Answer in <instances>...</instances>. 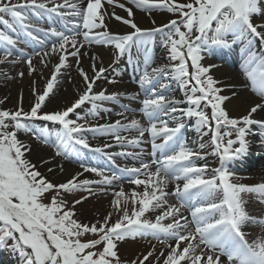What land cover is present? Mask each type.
I'll list each match as a JSON object with an SVG mask.
<instances>
[{
	"label": "snow or ice",
	"instance_id": "1",
	"mask_svg": "<svg viewBox=\"0 0 264 264\" xmlns=\"http://www.w3.org/2000/svg\"><path fill=\"white\" fill-rule=\"evenodd\" d=\"M105 3L124 9L127 18L109 13L102 0H0V25L5 29L0 30V63L8 62L16 50L28 66V74L36 71L32 55L19 47L29 40H21L16 24L30 41L41 46L42 51L34 53L41 64L47 66L46 58L58 54L42 91L33 87L35 102L29 110H24L22 104L15 110L0 109V248L10 249L20 264H147L154 256L155 264H225L223 257L227 264H264V233L249 240L244 230L249 224L264 226V219L246 210L244 200V194H257L264 201V182L247 185L234 171V164L249 154L247 137L253 127L264 134V115L257 118L258 113L264 114V102L231 117L224 107L229 97L221 94L223 90L210 74L214 66L203 64L213 47L243 44L245 76L252 90L264 97V0H129L149 15L156 9L172 15L159 25L153 20L151 27L140 26L133 8L119 0ZM28 11L37 20L44 13L55 15L64 27L34 24ZM5 15L11 17V22ZM111 18L130 30L112 32L107 24ZM34 33L50 39L42 40ZM158 35L169 62L153 66L152 45ZM255 41L259 42V53L253 47ZM92 44L115 49L117 59L109 65L115 75H119L115 67L119 58L126 56L129 65L135 63L140 92L97 91L94 86L101 78L108 79L109 84L116 81L106 77L109 68L93 62L89 75L80 65L81 49ZM68 57L76 58L83 88L78 89L70 105L46 111V99L54 95L61 70L69 66ZM92 59L95 61V57ZM17 75L23 77L24 73ZM173 81L183 91V100L170 91ZM121 98L139 100L138 111L146 124L135 118L129 120L124 115L129 111L127 105H122L123 112L118 113L122 120L113 122L93 124L77 113V109L90 104L87 115L100 116L101 112L111 111L103 107L104 102L119 103ZM185 118L195 119L193 127L201 136L199 150L193 147L195 142L182 135ZM37 122L57 127L45 131L34 127ZM21 131L30 132L45 144L52 143L57 156L68 158L83 150L96 154V164H81V168L98 179L81 178L83 174L78 172L62 183L53 182L28 158L31 146L19 139ZM133 132L135 135L123 134ZM89 133L108 136L113 143L93 147ZM203 136L211 137L212 154L218 160V166L212 169L195 163L207 155L201 151L205 148ZM145 143H150V160L144 159ZM114 146L121 151H108ZM116 157H131L138 163L116 166L136 187L130 195L123 187L114 193L113 209L102 222L83 223L75 218V208L87 197L81 195L71 202L65 197L82 191L91 195L93 185L102 186L103 191V186H112L121 179L122 175L108 167L115 165ZM209 171L210 176L206 175ZM170 184L174 185L171 193ZM170 194L178 199V205H167ZM164 205L167 207L155 221L143 218L150 209ZM168 219L171 222L165 223ZM89 234L94 238L84 239ZM147 236L171 242L165 244L159 256L153 248L123 262L118 254L119 243Z\"/></svg>",
	"mask_w": 264,
	"mask_h": 264
},
{
	"label": "bare ground",
	"instance_id": "2",
	"mask_svg": "<svg viewBox=\"0 0 264 264\" xmlns=\"http://www.w3.org/2000/svg\"><path fill=\"white\" fill-rule=\"evenodd\" d=\"M18 2V1H17ZM120 3H124L126 7H132V4L130 3H125L122 0H119ZM16 3V2H14ZM102 3H104V7L107 9V11L109 13L115 12V14L120 15L121 17L127 18V12L124 9H121L118 6L115 5H108L107 3H105V0H102ZM158 11H153L151 15H149L147 12L140 10V9H135L133 8L134 11V16L136 21L138 22V24L142 27H151L153 26L152 21L155 20L156 24L159 25L161 23H166L168 19H172V15L157 9ZM257 22H259V18L257 17ZM108 24V29L111 30L112 32H126L129 29V27L127 25L122 24V22L115 20L114 18H111L107 21ZM254 47V44H253ZM154 50L156 52V56L154 57V64L155 66L158 65H163L168 63V54L165 50V48L163 46H159V45H155L154 46ZM218 51L217 48L214 49V53L216 55L210 56L209 57L212 58V60H208L207 58H204V64L205 65H213L214 67L211 68L210 74L216 79V81L218 82V86L223 90L222 91V95L229 97V99L225 102L224 107L226 109V111L229 113V115L231 117H238L240 115L245 114V112L250 109L251 106H253L256 103H261L260 99L258 97H256L253 92L247 87V83L245 81H243L240 73H239V69L235 68L234 66H230V64L228 63H224L222 60L218 59ZM0 53H2L1 49H0ZM84 53H87V55H84ZM236 54L240 55V57L244 58L245 54L244 52H241L237 49V51L235 52ZM28 55H32L34 53H27ZM2 55V54H1ZM92 57H95V61H93ZM48 59V63L47 66L43 65L40 63V58L37 57L35 58V60H33V66L35 67L36 71L32 74L29 75L28 74V66H26L25 68V73L24 76L19 79L18 77H15L11 82L8 83V88L4 89L2 91V93L0 92V95L3 97H6L8 102H14V97L12 96L11 93H9L10 91H12L13 89H17V91L19 90L21 92V95H23L22 99H20L21 102L16 103L15 102V108L19 107L21 104L23 106H25L27 104V98L30 97V99L32 100L31 95H29V97L27 96L26 93V89L23 87L24 83L27 80V77H31L34 78L36 77V75H39V79L36 80V83L33 84V87H36V90L38 89V80H40L41 78L43 79L44 77L46 79H48L50 77L53 65L55 63L58 62V54L53 55ZM80 65L89 73V75H91V65L93 62H95L97 64V66H103L105 68H109V65L113 64V61L116 59V51L112 46H106V45H90L87 46L85 45L82 49H81V56H80ZM35 62H37L35 64ZM16 63H22L21 59H16ZM237 64V63H236ZM42 66L40 68H38V66ZM68 65L64 67L61 70V73L58 76V80L57 83L59 85V89L60 92L55 93V87H54V93L55 95L50 94V98L46 99L45 102V109H49L50 106H53V109L55 108H62L65 105H70L75 98H77L78 94H76L75 92H78V89H82L83 88V81L82 78L79 76L78 71H77V65H76V60L74 61V58L72 57H68ZM123 67V65H122ZM24 72V70L22 71ZM106 75L108 77L113 76L114 78H116V83L113 85H102L101 79L97 81V84L95 86H98L101 89H111L112 92H125V93H135L134 90L135 88L130 84V82H128L130 79L127 78V74L125 73H120L118 76L114 74V72L109 68V71L106 73ZM47 82V80H46ZM46 84V83H45ZM45 86V85H44ZM43 86V87H44ZM94 86V87H95ZM33 87L32 92H33ZM0 88L2 89L1 85ZM126 90H121V89H125ZM172 88V86H171ZM43 89V88H42ZM42 91V90H41ZM30 94V93H29ZM135 95V94H133ZM34 96V94L32 95ZM56 96V97H55ZM55 97V98H54ZM184 97V95H182V98ZM135 103H137L135 105V103L130 104L131 106L135 107L137 110L140 108V103L138 102V100H134ZM17 104V105H16ZM89 104H85L84 106H82L81 108L77 109V113L81 116H89L87 115L88 112L85 111V108L88 107ZM111 111H114V106H112ZM109 115V113H108ZM127 116V114H124ZM260 115H264L261 113L257 114V118H259ZM110 118L109 116H107V112H101L100 116L97 117H91L89 116V119H91V122L93 121H98L97 123H106L104 122V119H108ZM136 119V117H133ZM119 120H122V117H119ZM107 122H113L116 120H106ZM42 125V127H40V125ZM95 124V123H93ZM34 127L37 129H52L55 128L54 126H49L47 124H42V123H36L34 124ZM31 134L29 133H25L23 131H21L18 136L20 137V140L24 141L25 143L29 144L31 146V153L28 154V158L35 163L36 166H38V163L41 160H45L47 159V164L49 166H53L55 164H60L61 163V167L59 171H52L50 174L51 177L54 178V176L56 178H54V181H56V183H62L64 181H66L67 179L71 178L72 176L76 175L78 172L82 173V177L81 178H89V179H98V177L95 176V174L93 173H85L83 172V169L81 168V166H74L66 161H63L62 158H60L59 156L56 155V148H54L55 150H51V149H46L44 147H42L39 144V141L35 138L32 137H27V135ZM250 134L248 135V138L250 137ZM128 135H131L130 133H128ZM103 136L105 135H100L98 134L97 137L103 138ZM190 136L192 137L190 142H195L193 144V147H196L198 149V145L201 141V137H199L198 134H194V133H190ZM106 139L100 143H96L98 144L97 146H102L105 143H109L108 141L112 142V140L110 139V137L105 136ZM202 142L205 144V148L203 150H201L202 152H209V147L207 144V138L203 137L202 138ZM264 146V145H263ZM54 147V145H53ZM142 147L145 149L144 152V159L145 160H150L151 156L150 154L147 152V144H143ZM120 149V148H119ZM127 150L130 151H139V149H132L129 148ZM199 150V149H198ZM108 151L110 152H119V150L115 149V148H111L108 149ZM37 156V160H34L32 157L33 156ZM249 159L244 161L243 165H247L246 168L249 171V169H251L250 172L252 173H256L259 174V177L264 178V148L260 147H256L254 148V150L252 149V151H249ZM120 160L121 162H128L130 160H128L127 158H121V157H117V160ZM199 164L203 165V164H207L209 166H213L215 165V159L212 155H210L207 158H203L198 160ZM258 165L259 168H261L259 171H253L252 167ZM127 167H132V166H127ZM255 176V175H254ZM251 177V175L247 174V177H245V179H249ZM143 178V177H141ZM130 177H126L124 179H121V181H115L114 184L112 186H103L105 188V190H101L102 186H97L98 188L92 189V194H85V197H87V199L85 201H83L81 204L77 205V208L81 211V213L83 214V221L84 223H97V222H102L103 218L112 211L113 209V205H112V201L115 198L114 196V192L115 190L119 191V189H115L113 187H115L118 183H124L121 185V187H123V189L125 190L127 195H130L131 191H127V188L129 187H135L134 185H131L130 183ZM123 180V181H122ZM180 183L182 184V181H180ZM143 186H140L139 190H142ZM169 188L171 189L169 193H171V191L174 189V185L170 184ZM168 188V189H169ZM111 190H114V192H112ZM255 194H245L244 195V200L246 202V210L253 216L257 217V218H262L264 219V204H262V200L261 203L260 201L255 198L254 196ZM67 198H70V196H67ZM73 199H78V198H72L71 200H69L70 202ZM171 204H179L178 199L174 196V195H169L167 197V205H171ZM167 205H164L162 208L159 209H150L147 213H145V216L143 218L145 219H149L152 221H155V218L159 215L162 214V212L165 210V208L167 207ZM184 215L185 216H189V213L184 210ZM81 216V217H82ZM91 219V220H89ZM93 220V221H92ZM165 223H170L171 220H165ZM245 232H247L248 239L249 240H253L256 239L258 237H260L262 235V233H264V226L260 225V224H249L247 227H245ZM145 238V239H144ZM151 240H149V239ZM163 241V237H161L160 239H156L153 238L151 236H147V237H143V238H139L138 240H126L125 242H121L119 243L120 249H119V256H122V259L124 260L123 262H127L130 260H127V258L129 259H133L134 255H136L139 252L142 254H147L149 251H151L153 248L156 249V255L159 256L160 254V250L165 248V244L166 243H170L171 241ZM166 254V253H165ZM140 256V257H141ZM17 258H11L8 261H4L3 264H15V260ZM225 261V264H227V260L226 258H222ZM156 261V257H152L149 259V261H147L148 264H155ZM20 264V261L18 262Z\"/></svg>",
	"mask_w": 264,
	"mask_h": 264
},
{
	"label": "rangeland",
	"instance_id": "3",
	"mask_svg": "<svg viewBox=\"0 0 264 264\" xmlns=\"http://www.w3.org/2000/svg\"><path fill=\"white\" fill-rule=\"evenodd\" d=\"M17 2L18 0H13V2ZM50 46V45H49ZM0 47L1 48H3V45H0ZM19 47L20 48H23V47H21V44L19 45ZM25 50V49H24ZM42 51V49L40 48V49H38V50H36L35 52H41ZM1 54H3V53H0V55ZM33 60H35V58H37L34 54H33ZM21 59V57H20V55H19V53L16 51V50H13V55L11 56V57H9V61L8 62H5V63H0V85H1V87H2V89L0 88V92L2 93V91L4 90V89H7L8 88V83L9 82H11L15 77H18L19 79H21L22 77H20L19 75H17L19 72H22L23 70H24V72L23 73H25V68H26V66H27V64H25V63H12L11 61L12 60H16V59ZM72 58H74V57H72ZM76 60V58H74V61ZM37 62H35V64H36ZM40 67H42V66H38V68H40ZM242 76H244V78H245V74H244V72H243V74H242ZM39 75H36V77H34V78H31V77H27V80H26V82L24 83V85H23V87L26 89V93H27V96L29 97V95H31V97H32V100L30 99V97L29 98H27V104L25 105V106H23V108H24V110H29L30 109V107H31V105L35 102V97L34 96H32L33 95V92H32V87H33V84H35L36 83V80L37 79H39ZM106 77H108L107 75H106ZM108 78H111V77H108ZM46 78L44 77L43 79L41 78L40 80H38V89H37V91H41L42 90V88H43V86L45 85V83H46ZM35 82V83H34ZM100 82H102V85H106L107 83H108V79H106V78H103V79H101V81ZM57 85H58V83H57ZM109 85H113V84H109L108 83V86ZM59 87V85L58 86H56L55 87V93H57V91H58V93L60 92V89L58 88ZM36 88V87H35ZM95 89L97 90V91H99L100 90V88L98 87V86H95ZM107 91H108V93H111L112 92V90L111 89H107ZM9 93H11L12 94V96L14 97V102H8V100H7V96L6 97H3V96H1L0 95V101H3V103H0V109H6V110H15L16 108H15V102L16 103H19V102H21L20 101V99H22V97H23V95H21V92L18 90L17 91V89H13L12 91H10ZM30 93V94H29ZM55 93H54V95H55ZM76 94H79L78 92H75ZM56 97V96H55ZM54 97V98H55ZM17 105V104H16ZM55 109H58V108H55ZM90 109V107L89 108H85V111L86 112H88V110ZM46 111L47 110H53V106H50V108L49 109H45ZM114 114H115V116L117 115L115 112H114ZM89 116H91V115H89ZM89 116H87L86 117V119H87V122H90V123H96V121H93V122H91V119H89ZM112 116V115H111ZM118 116V115H117ZM92 117V116H91ZM73 118H75V117H73ZM112 118V117H111ZM140 118V117H139ZM98 122V121H97ZM37 123H39V122H37ZM48 123V125L49 126H51L52 124L51 123H49V122H47ZM40 125V127H42V125L41 124H39ZM52 126H54V125H52ZM54 127H57V126H54ZM19 137V136H18ZM27 137H32V138H34L33 137V135L32 134H29V135H27ZM92 137L93 136H91V135H88V138H89V140H90V143H92L93 141H95V140H92ZM19 139H20V137H19ZM39 144L42 146V147H44V148H46L47 150L48 149H51V150H55L54 149V147H50V146H48V145H46L45 143H43V142H41V141H39ZM56 153V152H55ZM60 158H62V160L63 161H66V162H69L68 161V159L66 158H64V156H59ZM34 160H37V156H33L32 157ZM47 159H45V160H41L39 163H38V166H37V168L43 173V174H45L50 180H52L53 182H55L56 183V181H54V178H56L55 176H54V178L53 177H51L50 175V173L48 172V169L49 168H52L53 169V171L55 170L56 172L57 171H59L60 170V167H61V163L60 164H55V165H53L52 167L51 166H49L47 163ZM33 163V162H32ZM33 164H35V163H33ZM261 168H259V166L258 165H256V166H253L252 167V170L253 171H259ZM246 171L247 172H245V174L247 175H251V178H249V180H245V179H243L242 181H240V182H242V183H246V184H249V183H251L250 185H252V184H258V183H261V182H264V178H262V177H259L258 175L259 174H256V173H252V172H250L251 171V169H249V171L247 170V168H246ZM240 173H242V172H240V171H236V175L237 174H239L240 175ZM239 175H237V176H239ZM255 175V176H254ZM122 184H124V183H118L115 187H113V188H115V189H119L120 190V188H121V185ZM136 187V186H135ZM92 188H93V186H92ZM95 188H98L96 185L94 186V188L93 189H95ZM134 188V187H133ZM132 187H129V188H127V191H131L132 189H133ZM170 188L168 189V192H170ZM112 192H114V190H111ZM117 190H115V192H116ZM114 192V193H115ZM172 192V191H171ZM113 193V194H114ZM131 193V192H130ZM85 194H89V192H87V191H82V192H77V193H74V194H68L67 196H70V198H67V196L65 197L68 201L69 200H71L72 198H79L81 195H83V196H85ZM255 196V198H257L258 200H261V198L257 195V194H255L254 195ZM45 202H47V197L45 198ZM70 202V201H69ZM75 212H76V216H75V218L76 219H78V220H80V221H82L83 223H84V221L82 220L83 219V214L81 213V211L77 208V206H76V208H75ZM82 216V217H81ZM89 220H91V219H89ZM93 221V220H92ZM92 238H94L91 234H89V235H87V236H85L84 237V239H92ZM145 239V238H144ZM149 239V238H148ZM129 240H131V241H134V240H138V238H136V239H129ZM149 240H151V239H149ZM120 244L118 245V248L120 249ZM141 253L142 252H139V253H137L136 255H134V258L133 259H128L127 258V260H134V259H136L137 257H140L141 256ZM121 258V260L122 261H124L123 259H122V256L120 257ZM148 264V263H147Z\"/></svg>",
	"mask_w": 264,
	"mask_h": 264
}]
</instances>
